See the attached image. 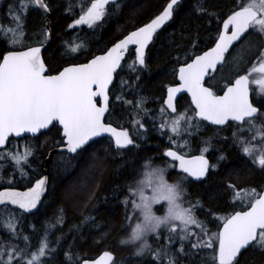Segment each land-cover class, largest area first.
Returning a JSON list of instances; mask_svg holds the SVG:
<instances>
[{"label": "snow or ice", "instance_id": "6c2138e0", "mask_svg": "<svg viewBox=\"0 0 264 264\" xmlns=\"http://www.w3.org/2000/svg\"><path fill=\"white\" fill-rule=\"evenodd\" d=\"M113 4L120 7L119 0H92L90 7L82 10L79 18L74 19L68 28L96 26L106 14V5ZM179 4L180 0H168L150 22L137 27L103 54L94 55L86 63L70 64L55 75L46 73L41 55V47L50 38L46 26L41 32L43 38L38 41L39 46L23 44L26 36L24 18L28 7L40 9L47 18V14L53 11L50 3L48 0H20L19 7L10 5L9 13L14 26L5 28L0 25V33H3V41L7 44L0 53V160H11L15 165L14 171H19L22 177L26 176L23 165L29 164V157L34 155L36 148L26 143L22 146V152L20 146L15 150L8 149L9 138L13 135L21 137L24 133L33 136L43 134L42 130L50 131L57 124L59 138L55 140L53 148L61 157L68 154L70 158L83 159L92 144L96 143L94 138L104 134L112 138L109 152L114 149L120 153L138 147L127 130H118L105 120L110 109V85L114 83L118 69L123 67L122 61L129 45L135 46V58L129 64V69L136 75V80L140 79L141 71L147 68L145 49L159 35L158 30L174 18ZM66 11H71V5ZM194 11L207 14L209 23L215 18L218 26L215 35L208 36L207 50L199 47V34L188 41L190 49L184 48L182 54L181 45L176 44V63L179 67L175 74L180 83L177 87L167 88V98L159 109V128L156 129L161 136L167 135L168 147L160 158L178 162L179 173L185 175L178 173L176 182L169 183L166 178L168 168H175L176 164L152 166L153 157L141 165L144 169L142 173L135 166L128 170L127 177L131 179L126 185L127 191L115 194L117 199L123 195L120 200L125 221L122 228L130 229L127 239L122 240L121 244L138 245L132 254L150 257L149 264H250L257 254L264 257V192L238 189L236 185L228 184L233 204L239 201L242 207L239 210L233 207L231 213L222 217L208 209L206 215L211 219L207 223L199 220L196 213L203 210L204 205L199 199L195 202L186 200L188 178L201 181L210 170L217 169L219 162L226 157L221 153L216 163L206 158L210 138L202 141L199 155L186 158L183 149L189 141L181 139V134L186 132L191 136L193 129L198 132L201 121L213 126L235 128L233 142L251 159L253 165L264 170V101L254 103L249 99L250 83L264 86V79H251L253 73L264 76V0H233L232 7L222 14L209 13L200 5ZM82 47L83 44L75 45L70 51L77 53ZM233 51L236 55L233 57L232 71L221 89L223 95H218L213 90L215 85L205 86V78L215 80V73L228 62L226 54L232 55ZM125 86L131 85L121 78V89ZM184 91L190 94L195 107L179 112L176 95ZM122 99V94L116 95V100ZM145 102L144 97H139L135 102L124 101L137 110L132 119L134 128H145L141 119L135 118L141 112L148 115ZM190 111L192 114H189ZM152 119L155 121L156 117ZM165 129L168 130L167 134ZM245 130L252 134L251 140H260L259 147L241 136ZM137 135L141 133L137 131ZM91 159L99 162L101 157L93 153ZM46 180V177L37 180L33 187L24 192L12 187L0 190V211L7 210L9 205L21 210L19 214L9 210L8 219L2 224L13 240H19L22 235L17 232L18 220L25 213L39 211L38 204L41 203ZM8 184L11 185L12 181L9 180ZM156 205L163 207L162 215L157 214ZM59 211L63 214L64 209ZM216 221L219 223L213 231L208 224ZM62 223L61 215L56 218V224ZM87 223H95V217L84 216L81 224ZM53 227L55 225L46 223L44 236L35 249L28 243L27 236H23L26 247H20L11 240L0 243V264H49V260L53 264H116L110 251H104L91 261L83 259L72 251L74 244L64 251L63 261H57L58 248L52 247L48 240ZM150 237L162 243L154 246L149 242ZM207 250H210V260ZM261 264H264V260Z\"/></svg>", "mask_w": 264, "mask_h": 264}, {"label": "trees", "instance_id": "16d2710c", "mask_svg": "<svg viewBox=\"0 0 264 264\" xmlns=\"http://www.w3.org/2000/svg\"><path fill=\"white\" fill-rule=\"evenodd\" d=\"M168 0H119L120 7L106 5V14L97 25L89 28L87 25L76 26L69 29L68 25L74 19L79 18L83 11L90 7L92 0H48L53 11L49 13L50 40L43 52V60L48 72H56L63 65L84 61L93 54L104 50L119 36L129 29L140 25L157 14ZM20 0H0V25L5 28L14 22L9 13V6L19 7ZM233 4V0H180V4L174 13V18L160 29L159 35L149 44L145 51L147 68L141 71L140 79L129 69V64L135 58L133 50L127 53L122 62L123 67L118 69V75L114 77V83L110 86V109L105 120L116 126L125 128L136 141L139 147H132L131 151L117 153L114 149L109 152L108 147L112 141L108 137L94 139L89 152L84 158H70L68 154L63 157L58 151L52 153L47 169V188L38 206L39 211L32 214L25 213L17 222V232L21 233L19 240H13L9 233L2 227L3 221L8 219L9 210L19 214L21 211L8 207L0 211V243L9 242L26 247L23 236L29 237L33 249L37 248L40 238L44 236L46 223L55 225L51 228L48 240L52 247L58 248L57 261H63V253L69 245H75L72 251L83 259L93 258L102 250H109L115 254L116 264H149L150 257H137L132 253L138 245L121 244L124 237H128L130 229L122 228L125 223L124 208L115 194L125 192L128 170L138 162H143L149 157H154V151L165 140L153 138V119H159V109L162 107V99L167 84L174 82L176 69V44L181 45V54L184 48H189V40H194L199 34L200 48H206L208 36L215 35L217 21L212 18L209 23L207 14H197L194 9L197 5L203 6L209 13L222 14L227 12ZM71 5V11H66ZM26 46L36 44L43 37L41 32L45 28V14L40 9L29 6L25 16ZM83 44L77 53L70 51L71 47ZM7 44L3 41V33H0V53ZM19 48L20 46L17 45ZM121 78L129 82V86L121 89ZM134 82V83H133ZM122 94L123 99L116 100V95ZM139 97H144V108L149 110L148 115L139 113L136 119H141L145 124L144 129L132 126L133 115L137 110L124 103L125 100L135 102ZM42 131L36 136H24L15 139L9 138L6 147L15 150L28 143L36 148L33 156L29 157V164L23 165L26 176H21L19 171H14L15 165L9 159L0 160V187L23 188L30 185L41 176L44 158L47 151L53 147L59 138L57 129ZM137 131L141 135H137ZM158 132V131H157ZM165 132V131H164ZM160 133V132H159ZM211 147L215 150L213 138ZM157 141V142H155ZM165 143V142H164ZM156 144V147L152 145ZM159 150V149H158ZM225 150L226 159L222 161L221 172L217 169L210 170L201 181H191L188 187L194 194L187 197L194 202L200 197L206 209L200 210V220L207 223L211 219L206 215V210H213L218 216H224L233 211V206L228 203L226 192L227 185L236 184L248 180L250 185L258 186L263 172L250 167L235 151ZM100 156L99 162H93L92 154ZM159 153V151L155 152ZM210 161L214 162L212 151ZM30 165V166H29ZM12 184L9 185L8 181ZM86 185V187L84 186ZM94 193V195H92ZM91 196V199L89 198ZM107 197V200L105 199ZM198 197V198H197ZM64 209L63 214L60 209ZM198 213V212H197ZM196 213V215H197ZM63 216V223L56 224V218ZM95 217V223L81 224L84 216ZM208 224L213 231L216 224ZM59 244H57V239ZM99 241V243H97ZM162 243V242H160ZM210 260V250H207ZM197 259V258H196ZM186 261L187 258L185 257ZM264 257L257 256L250 260V264H261ZM49 264H53L49 260Z\"/></svg>", "mask_w": 264, "mask_h": 264}, {"label": "flooded vegetation", "instance_id": "af4514ba", "mask_svg": "<svg viewBox=\"0 0 264 264\" xmlns=\"http://www.w3.org/2000/svg\"><path fill=\"white\" fill-rule=\"evenodd\" d=\"M236 55L235 51H233L232 55H228L226 54V56H228V62L226 64H224V66L221 68L220 71L215 73V80H210L208 77L205 80V85H209V84H213L215 85V87L213 88V90L218 94L221 95L223 92L221 91V89L224 86L225 83V79L229 76L230 72L232 71V64H233V57ZM249 67H251V65H249ZM251 79L253 81L259 80V79H264V76H262L259 73H253ZM171 84V83H170ZM250 88V93H249V99L250 101H253L254 103L258 102V101H264V86L258 85L256 83H250L249 85ZM178 111L179 112H184L185 110H191L194 109V107L192 106L189 97L186 94H180L175 101ZM189 114H192L191 111L189 112ZM159 123L160 121H158V118L155 119V121H153L154 124V129H153V138L155 139L156 137L158 139H163L161 137V134L159 132H157L156 129L159 128ZM259 123V122H257ZM235 130V128H223V126H213L210 125L208 122L206 121H201L199 122V131L196 132L195 129H193V134L191 136L188 135V133L186 132H182L181 134V139H187L189 141L188 146L186 148L183 149V153L186 154V156H192V155H199L200 151L199 149L203 146L202 145V141H208L210 138H213V143H215V150L211 147L212 144V140H211V144L209 147V151L207 153H205V156L210 160V151H212L213 157H214V162H217V157L219 155H221V153L226 157L225 154V150H232L235 151L239 156H241L244 160V162L247 163L248 166L250 167H254V169H258L260 171L263 172V176L260 178L261 183L258 186H252L250 185V181L243 180L245 182L243 183H239L236 184L235 182H232L229 184H233L236 185L238 189H256L257 192H260L263 185H264V170H261L259 167L255 166L252 164V161L249 157L245 156L242 151L241 148L238 147L234 142H233V131ZM165 133H168V130L165 129L164 130ZM251 133H249L248 131H243L241 133V136L244 138H247L249 140H251ZM134 139V138H133ZM135 140V139H134ZM136 145H138L139 147V142L136 141ZM157 142V141H155ZM165 142V143H164ZM251 143L253 145H256L257 147L260 146V140L256 139V140H251ZM161 146L154 151V157L155 159H153L152 161V166H164L165 164H176L175 168L169 167L168 168V174H166V178L168 179L169 183H174L176 182L178 176L177 174L179 173V167H178V162H172L170 161V159L168 158H163L161 159L160 157L162 156V153L164 152L165 148L168 147V143H167V135H165V140L163 142H160ZM153 147H156V144L152 145ZM159 151V153H155ZM148 160V159H147ZM147 160L143 161V162H138L137 167L139 168L141 173L144 171V169L141 167V165L146 162ZM224 161V160H223ZM221 164L222 161L219 162V166L217 168V172H221ZM180 175H185L182 173H179ZM139 178V177H138ZM130 177L126 182V185L130 182ZM188 183L186 184V188H187V196H186V200L187 197L192 196L194 193L188 189L190 182L191 181H196L192 178H188ZM125 192L127 191V187H125ZM226 197L228 198V203L231 204L233 207H235V209H239L240 207H242V205L239 203V201L235 202V205L233 204V198H232V193L228 190V192H226ZM198 198V197H197ZM200 200V197L198 198ZM188 201H192L193 200H188ZM204 209H206L204 207ZM197 217L200 220V211H198L197 213ZM197 259H199V257H197Z\"/></svg>", "mask_w": 264, "mask_h": 264}, {"label": "water", "instance_id": "95a60500", "mask_svg": "<svg viewBox=\"0 0 264 264\" xmlns=\"http://www.w3.org/2000/svg\"><path fill=\"white\" fill-rule=\"evenodd\" d=\"M168 2V1H167ZM166 5V4H165ZM164 5V6H165ZM163 9V8H162ZM162 11V10H161ZM157 14H159V12L157 13ZM156 14V15H157ZM152 18H154V17H152ZM151 18V19H152ZM150 19V20H151ZM150 20L149 21H147V22H145V23H143V24H141V25H139V26H137V27H142L144 24H146V23H148V22H150ZM169 22V21H168ZM167 22V23H168ZM45 26L47 27V29H48V35H49V37H50V24H49V14H47V18H45ZM137 27H135V28H133V29H131V30H129L128 32H126L125 34H123L122 36H120L119 38H117L115 41H113L111 44H109L107 47H106V49H104L103 51H101V52H97V53H95L94 55H101V54H103V52L104 51H106L107 50V48H110L115 42H118L120 39H123L124 38V36H126V35H128L130 32H132V31H135L136 30V28ZM159 31V30H158ZM49 40H50V38L46 41V43H44V45L41 47V55L43 54V52H44V50L46 49V47H47V45H48V43H49ZM30 46H39L38 44H34V45H30ZM130 47H134V50H135V46L134 45H129V47H128V49L130 48ZM204 50H207V49H204ZM145 51H146V49H145ZM126 53H127V51L125 52V55H126ZM94 55H92L91 57H89V58H87L86 60H84V61H80V62H73V63H68V64H65V65H63L59 70H57L56 72H52V73H48L47 72V66H46V64H45V68H46V73L47 74H52V75H55V74H58V72L59 71H61V70H63V68H65V67H68L70 64H78V63H86L89 59H91ZM42 59H43V55H42ZM178 67H179V65L177 66V69H178ZM176 69V70H177ZM176 83H174V84H170V85H168L167 87H166V90H165V96H164V99H166L167 98V88L168 87H177V86H179V80H178V77H177V75H176ZM207 87V86H206ZM187 94V96L190 98V102H191V104H192V101H191V96H190V94H188L186 91H184V92H180V93H177V95H176V98H177V96L178 95H180V94ZM221 95H223V93L221 94ZM97 99H99V98H97ZM163 99V100H164ZM192 106L193 107H195L193 104H192ZM109 123V122H108ZM58 125V124H57ZM111 125L113 126V127H116L118 130H121L122 128H120V127H118V126H115L114 124H112L111 123ZM58 127H59V125H58ZM43 131V130H42ZM23 136H33V134H30V133H24V134H22L21 135V137H23ZM103 136H106V137H109L111 140H112V138H111V136L109 135V134H104ZM11 137H13V138H21V137H16V136H11ZM98 138V137H97ZM95 139V138H94ZM57 150L56 149H54L53 147H51L48 151H47V153H46V155H45V158H44V164H43V168H42V174H41V176H39L38 178H36L29 186H27V187H25V188H16V187H12L14 190H16V191H20V192H24V191H27L29 188H31V187H33L34 185H35V183H36V181L37 180H39V179H41V178H47V169H48V162H49V160H50V157H51V155H52V153H54V152H56ZM51 153V155H49ZM192 156H190V157H186V158H191ZM46 187H47V180H46V186H45V190H44V192L42 193V195H41V200H42V198H43V196H44V194H45V192H46ZM3 188H5V187H1L0 188V190H3ZM260 192H264V185H263V187H262V189H261V191ZM40 204H38V206H39ZM9 206H11V207H14V208H17L18 209V207L17 206H13V205H9ZM18 210H20V209H18ZM21 211V210H20ZM36 210H33V212H35ZM104 251H107V250H102V251H100L94 258H84V259H88V260H94V259H97ZM113 255H114V253H112Z\"/></svg>", "mask_w": 264, "mask_h": 264}, {"label": "rangeland", "instance_id": "374dc122", "mask_svg": "<svg viewBox=\"0 0 264 264\" xmlns=\"http://www.w3.org/2000/svg\"><path fill=\"white\" fill-rule=\"evenodd\" d=\"M24 43V42H23ZM154 208H156L157 209V214H163V211H164V209H163V207H161V206H159V205H156V206H154ZM222 217V216H221ZM126 239V237H124L123 238V240H125ZM149 242L151 243V244H153L154 246H156V244L157 243H160V242H157V241H155L152 237H150L149 238ZM122 245H124V244H122ZM179 245H176V247H178Z\"/></svg>", "mask_w": 264, "mask_h": 264}, {"label": "bare ground", "instance_id": "6f19581e", "mask_svg": "<svg viewBox=\"0 0 264 264\" xmlns=\"http://www.w3.org/2000/svg\"><path fill=\"white\" fill-rule=\"evenodd\" d=\"M107 251H109V250H107Z\"/></svg>", "mask_w": 264, "mask_h": 264}]
</instances>
